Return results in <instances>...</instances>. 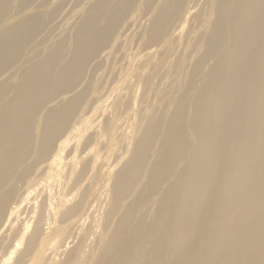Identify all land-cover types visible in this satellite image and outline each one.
Listing matches in <instances>:
<instances>
[{
    "label": "bare ground",
    "instance_id": "bare-ground-1",
    "mask_svg": "<svg viewBox=\"0 0 264 264\" xmlns=\"http://www.w3.org/2000/svg\"><path fill=\"white\" fill-rule=\"evenodd\" d=\"M69 2L0 0V264H264V0Z\"/></svg>",
    "mask_w": 264,
    "mask_h": 264
},
{
    "label": "rangeland",
    "instance_id": "rangeland-1",
    "mask_svg": "<svg viewBox=\"0 0 264 264\" xmlns=\"http://www.w3.org/2000/svg\"><path fill=\"white\" fill-rule=\"evenodd\" d=\"M57 1H58V0H57ZM57 1H55V0H51L52 3L57 2ZM72 1L74 2V0H70V2L67 4L68 6H65V8H64L63 11H62V13H64V14H61V17H59L58 19L61 20L62 18L67 17L68 14H69V16H68L69 18L67 17V21H68V22H74L75 18L72 16V13L70 14V9H71L70 7L72 6V3H73ZM52 3H51V4H52ZM69 4H70V5H69ZM36 6H37V5H36ZM35 9H36V10H41V9H43V8H37V7H36ZM67 11H68V12H67ZM65 13H66V14H65ZM63 15H64V17H63ZM70 17H71V18H70ZM65 19H66V18H65ZM146 19H147V17L144 16L143 20L141 19V22H143L144 24H146V23H147V22L145 23ZM58 21H59V20H58ZM134 26H135V25H134ZM134 26H132V27L134 28V30H133L132 27H128V28H130V30H129L128 28H126V29L123 30V32H126V35H125V33H124L123 38H128V37L131 36V34H132V36H133L134 34L137 35L136 32H138V27L136 26V28H135ZM131 28H132V30H133L135 33L131 30ZM135 29H136V31H135ZM125 30L130 31V32H129V33H130V36H128V34H127L128 31H125ZM133 33H134V34H133ZM133 50L135 51V49H133ZM133 50H132V51H133Z\"/></svg>",
    "mask_w": 264,
    "mask_h": 264
}]
</instances>
